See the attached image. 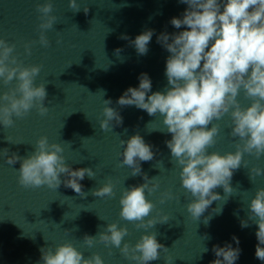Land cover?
<instances>
[{
    "label": "water",
    "instance_id": "1",
    "mask_svg": "<svg viewBox=\"0 0 264 264\" xmlns=\"http://www.w3.org/2000/svg\"><path fill=\"white\" fill-rule=\"evenodd\" d=\"M43 2L0 0V38L15 44L13 55L25 66H41L35 84H45L44 106L49 109L44 116L32 109L23 118L13 117L15 124L10 128L0 125V150L8 149V156L16 153L27 157L34 151L36 141L47 136L49 143L63 147L65 162L73 170L91 168L95 178L86 175L79 181L85 196L63 183L55 190L47 186L24 188L18 182L20 161L9 165L6 157L0 158V264H43L41 248H55L69 242L83 252L84 258L98 253L104 264H136L115 247H105L97 240L89 248L83 242L85 235L97 236L113 222L129 230L122 246L124 242L134 245L144 234V229H137L134 223L119 215L123 190L145 182L142 175L131 176V168L121 164L126 144L122 146L120 140L127 141L135 134L142 136L155 154L153 160L140 162L142 173L149 179L157 177L160 185L151 194L145 190L146 198L155 205L148 218L169 217L168 222L157 223L147 230L155 232L157 241L168 248L167 253L158 250L160 258L148 264H168L166 256L172 258L169 264H210L217 258L213 245L223 247L227 242L236 247L233 236L239 238L241 249L235 264H264L255 257L258 225L249 222L247 228L240 226V220L248 217V206L256 190L264 188V176H257L253 181L249 176L253 167L264 168V156L257 159L245 154L243 160L247 167L236 170L230 181L232 195L226 201H213L199 220H195L186 209L192 198L182 187L181 167L165 144L171 134L154 130H164L163 118L159 113L149 116L135 106L117 104L127 88L139 86L141 73H147L151 79V92L165 90L166 59L170 53L157 43V36L164 32L171 36L186 30V26L176 29L170 20L182 18L188 6L178 0H77L80 11L74 12L68 7V0H52L51 15L57 19L53 28L46 31L50 46L45 48L38 43L40 13L36 10L37 3ZM147 29L155 32L146 55H138L129 40L121 39L126 34L134 40ZM32 41L37 43L31 44L29 55L25 45ZM117 49H121L119 55ZM15 84L14 80L10 85H0V91H7ZM108 99L112 103L107 106L120 113L123 123L116 125L112 121L111 130L102 131L99 123L104 118V100ZM238 99L242 107L251 103L243 92ZM213 123L219 124L220 134L209 153L234 152L240 141L230 135V115ZM67 178L61 174L62 181ZM109 181L114 185V197L100 198L92 194ZM165 191H171L177 198L161 203V194ZM214 191L221 197L226 195L223 187ZM218 207L222 209L220 214L213 212ZM208 216L212 218L206 224Z\"/></svg>",
    "mask_w": 264,
    "mask_h": 264
},
{
    "label": "clouds",
    "instance_id": "2",
    "mask_svg": "<svg viewBox=\"0 0 264 264\" xmlns=\"http://www.w3.org/2000/svg\"><path fill=\"white\" fill-rule=\"evenodd\" d=\"M178 2L188 7L182 18L173 17L170 23L176 29L186 26V30L171 36L167 32L157 36V43L170 53L166 59L165 90L151 92V79L147 73H141L139 86L127 88L117 104L121 107L135 106L149 116L155 117L159 113L163 118L164 130H154L171 134V139L166 140L165 144L170 149L172 159L181 167L179 175L182 187L192 198L186 209L193 219L199 220L213 201H226L232 195L234 189L230 181L236 170L241 166L247 167V162L243 160L245 154L254 155L257 159L264 156V0ZM68 7L74 12L80 11L77 0H68ZM36 10L40 13L38 43L47 48L50 41L46 31L53 28L57 19L51 15L52 0L37 3ZM84 12H88L87 7ZM154 32V29H147L134 40L123 34L121 39L129 40L137 54L143 56L149 51L148 45ZM34 43L37 41L25 45L27 54H31V44ZM15 47V44L0 38V85L7 86L16 81L14 87L0 91V125L4 128L15 124L13 117L23 118L32 109H36L41 116L49 111L44 106L47 96L45 84H35L41 66H25L13 55ZM120 51L116 50L117 55ZM101 91L104 96L105 92ZM149 92L151 95H148ZM241 92L251 100L247 107H242L238 99ZM111 103L110 99L104 100V118L99 123L102 131L111 130L112 121L116 125L123 123L120 113L107 106ZM225 115L231 117L230 135L239 138L240 142L236 143L234 152L209 153V148L216 143L220 134L219 124L213 121H219ZM7 140L13 142L11 137H7ZM120 143L122 146L126 144L121 153V164L131 168V176L142 175L145 182L123 190L119 199V215L121 219L134 223L137 229H144V234L134 245L124 242L122 246L129 230L113 222L107 224L97 236L85 235L83 242L91 248L98 240L105 247L119 249L126 259L136 264H148L160 258L158 250L168 252V248L157 241V234L147 231L157 223L169 221L167 215L159 220L148 218L155 205L146 198L145 190L151 194L160 185L157 177L149 179L147 174L142 173L140 162L153 160L155 154L152 146L145 143L139 134L127 141L120 140ZM8 151L0 150V158L6 157L9 165L20 161L18 182L24 188L47 186L55 190L63 183L65 187L85 196L87 194L79 181L86 175L90 179L95 178L91 168L73 170L65 162L63 147L58 143H49L47 136H41L36 141L34 151L27 157H20L16 153L8 156ZM61 174L68 178L62 181ZM249 176L252 181L257 176H264V168L253 167L249 170ZM218 187H223L226 193L224 197L214 191ZM92 194L100 198L114 197V185L109 181L94 189ZM176 198L171 191H165L161 194L160 202ZM248 207V217L240 220V226L247 228L249 222L258 225L255 257L264 261V188L256 190ZM221 211L219 207L213 209L216 214ZM211 218L205 217L204 222L207 224ZM204 238L210 239L208 236ZM232 240L236 247L227 242L223 247L213 245L212 251L217 258L210 264H235L241 253L240 240L236 236ZM40 251L43 264H104L98 253L84 258L83 252L70 242L55 248H41ZM207 251L205 247L204 252ZM165 259L169 264L172 258L166 256Z\"/></svg>",
    "mask_w": 264,
    "mask_h": 264
}]
</instances>
